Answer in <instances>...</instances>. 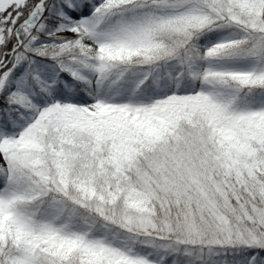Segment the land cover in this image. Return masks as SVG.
Listing matches in <instances>:
<instances>
[{
  "label": "snow or ice",
  "instance_id": "6c2138e0",
  "mask_svg": "<svg viewBox=\"0 0 264 264\" xmlns=\"http://www.w3.org/2000/svg\"><path fill=\"white\" fill-rule=\"evenodd\" d=\"M0 264H264V0H0Z\"/></svg>",
  "mask_w": 264,
  "mask_h": 264
}]
</instances>
